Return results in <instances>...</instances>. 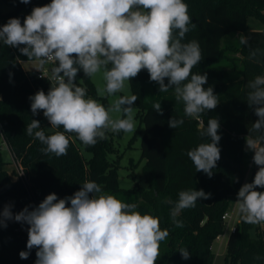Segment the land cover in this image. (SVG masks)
Segmentation results:
<instances>
[{
    "label": "clouds",
    "instance_id": "9594fccd",
    "mask_svg": "<svg viewBox=\"0 0 264 264\" xmlns=\"http://www.w3.org/2000/svg\"><path fill=\"white\" fill-rule=\"evenodd\" d=\"M195 27L184 0H51L34 7L23 22L10 18L0 25V43L17 48L41 67L51 65L49 90H38L29 100L32 115L42 111L55 131L46 134L41 122L32 119L27 135L45 145L44 155L61 157L67 155L70 144L66 133L76 134L85 146H94L108 132L136 131L133 105L138 97L121 95L105 107L77 82L80 72L87 78L102 74L104 87L97 89L98 94L114 96L147 70L159 92L171 89L175 100L183 103L185 117L199 119L214 110L220 100L212 86L204 87L207 73L192 71L204 59L199 42L186 41V34ZM239 39L242 45L248 44L243 34ZM258 54L260 50L254 49L249 58L256 59ZM247 88V104L257 119L248 126L245 151L253 153L258 170L251 182L239 188L235 205L243 222L261 225L264 191L257 189H264V75L249 80ZM153 108L163 115L161 103ZM184 122L172 116L168 126L176 129ZM219 129V119L210 117L201 131L207 142L187 152L196 172L209 178L221 159ZM210 197L203 189H190L180 191L175 202L166 200L172 205L174 225L182 228L177 215ZM9 220L29 226L27 250L19 256L28 259L35 248V264H156L161 242L169 236L168 229H161L159 217L141 214L135 203L117 199L91 180L71 196L58 198L50 193L37 206H25L18 213L12 212L11 204L5 205L0 210V227H7ZM179 253L184 260L191 258L186 248Z\"/></svg>",
    "mask_w": 264,
    "mask_h": 264
},
{
    "label": "trees",
    "instance_id": "16d2710c",
    "mask_svg": "<svg viewBox=\"0 0 264 264\" xmlns=\"http://www.w3.org/2000/svg\"><path fill=\"white\" fill-rule=\"evenodd\" d=\"M51 0H0V25L10 18H23L37 6ZM192 22L196 25L186 41L199 42L204 59L193 68V73H207L208 83L220 103L214 110L202 114L199 119L184 116L183 103L177 102L173 91H158V84L150 82L147 70L130 81L131 93L138 97L133 105L137 110L139 128L136 136L142 134L141 157L145 160L142 175L147 188L136 186L122 189L118 183L119 162L111 159L114 153L113 137L98 140L94 146H85L74 133H66L70 144L67 155L55 157L44 155L45 147L38 140L27 135L26 126L32 119H38L46 134L53 131L43 117V112L33 116L29 96L38 90L45 93L50 88L47 77H39L36 70H24L22 62H30L17 48L0 43V210L12 205V212L18 213L25 206H33L31 199L17 177L15 168L9 169L2 154L5 143L30 177L33 189L39 192L38 204L50 193L58 198L71 196L87 180L98 183L102 190L117 199L135 203L141 214L149 213L159 217L161 229H168V238L161 242L160 258L156 264H213L215 254L212 245L225 233L227 222L223 216L228 213L230 198L238 193L244 184L247 160L250 151H245L244 137L248 126L257 117L247 104V83L257 75H264V31H252L247 27L248 17L263 18L264 0H184ZM243 34L247 45L223 46L222 40L229 34ZM259 49L256 59H250V51ZM225 61L228 68H212L213 63ZM11 74V75H10ZM77 82L87 88L93 99L101 98L95 91L91 78L78 73ZM167 82V81H165ZM161 103L163 115L155 112L153 105ZM103 104L107 105L106 99ZM183 118L184 124L176 129L168 126L171 117ZM210 117L220 121L221 159L214 174L209 178L203 172H196L187 152L202 142L203 126ZM143 128V129H142ZM63 131V129H59ZM121 135V132L118 133ZM136 136L133 138L135 139ZM89 154L90 157H86ZM255 165V164H254ZM257 166L247 182L255 176ZM203 189L211 193L210 199L197 201L191 208L182 210L177 219L183 227L174 225L171 218L173 202L178 200L182 190ZM264 191V189H257ZM28 228L14 220L7 221V227H0V264H35L36 250L33 248L28 259H21L19 253L26 251L28 233L16 232ZM254 232V235H252ZM186 248L191 258L184 260L179 249ZM261 257L260 260L255 257ZM225 264H264V230L241 219L228 237Z\"/></svg>",
    "mask_w": 264,
    "mask_h": 264
},
{
    "label": "rangeland",
    "instance_id": "374dc122",
    "mask_svg": "<svg viewBox=\"0 0 264 264\" xmlns=\"http://www.w3.org/2000/svg\"><path fill=\"white\" fill-rule=\"evenodd\" d=\"M264 14V11H263ZM247 27L252 31H264V17H248L247 18ZM223 46L239 44L240 39L238 34H229L225 36L222 40ZM24 67L27 70L35 69L37 72L42 71V67L39 65L37 61H32L30 63H26ZM210 67L212 68H228V65L225 61L213 63ZM50 68V67H47ZM92 82L95 87V91L97 95L101 98L98 100L101 104H103V99H106L107 105L109 106L114 99L121 95H132L131 87L128 82H126V86L123 92L117 93L114 96H107V94L101 96L98 94L97 89H102L104 87V81L102 79V74L98 73L96 76L92 77ZM134 110V121L136 124V131L139 128V120L137 118V110ZM114 116L116 114H113ZM44 117V115H43ZM44 120L49 124L47 119L44 117ZM143 129V128H142ZM136 131L133 133H124L121 132V135L118 133L110 132L113 137V145H114V153L110 156L111 159H116L119 162V170H118V183L119 187L122 189H132L136 186H141L147 188L146 181L142 175V169L145 165V160L141 157V142H142V134H138L136 136ZM136 136L135 139H133ZM2 154L4 159L10 163L9 169L15 168V163L9 152L6 145H3ZM86 157H90L89 154H85ZM254 163L252 161V156L249 155L247 160V169L248 172L246 174L245 182L250 178L251 173L254 171ZM244 182V183H245ZM237 198V193L232 195L230 198V205L228 210V219H227V228L225 233L219 238L216 239L212 245V252L215 254V259L213 264H225V256H226V244L230 233L233 228L236 227L240 214L238 213L237 207L235 205V200ZM260 226L264 230V224L256 225ZM254 235V232H252Z\"/></svg>",
    "mask_w": 264,
    "mask_h": 264
},
{
    "label": "built area",
    "instance_id": "2783aa9c",
    "mask_svg": "<svg viewBox=\"0 0 264 264\" xmlns=\"http://www.w3.org/2000/svg\"><path fill=\"white\" fill-rule=\"evenodd\" d=\"M47 67H51V65L50 64L44 65L42 67L43 68L42 71L38 72L39 77H47L48 78V76L50 75V68H47ZM199 123L202 124V121L200 119H199ZM5 145L7 146L8 150L10 152V149H9L8 145L6 143H5ZM11 156H12L13 161L15 163V170H16L18 179L21 181V183L25 187V189H26V191H27V193H28V195H29V197L31 199V202H32L33 206H37L38 205L37 196L39 195V192L37 190L35 191L33 189L30 177L28 176L26 170L23 168L21 163L16 158H14L12 153H11ZM228 217H229V215L227 213V214H225L223 216V220L227 222ZM27 229L28 228H26V227H21L19 229H16V232H25L26 233ZM234 229L235 228H233L232 231H234ZM221 236H219L217 239H219Z\"/></svg>",
    "mask_w": 264,
    "mask_h": 264
},
{
    "label": "crops",
    "instance_id": "0c3cea01",
    "mask_svg": "<svg viewBox=\"0 0 264 264\" xmlns=\"http://www.w3.org/2000/svg\"><path fill=\"white\" fill-rule=\"evenodd\" d=\"M30 62H32V61H30ZM30 62H22L21 64H22V67L24 68V70H27L25 67H24V65L26 64V63H30ZM33 70H35V69H33ZM240 220V219H239ZM239 222V221H238Z\"/></svg>",
    "mask_w": 264,
    "mask_h": 264
}]
</instances>
